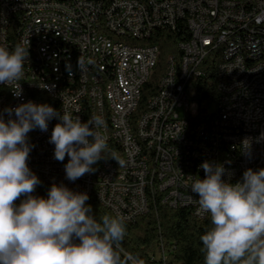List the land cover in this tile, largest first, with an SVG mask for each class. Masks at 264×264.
<instances>
[{
  "label": "built area",
  "instance_id": "1",
  "mask_svg": "<svg viewBox=\"0 0 264 264\" xmlns=\"http://www.w3.org/2000/svg\"><path fill=\"white\" fill-rule=\"evenodd\" d=\"M7 8L18 12L17 41L30 42V59L18 81L23 95L13 97L11 108L43 93L44 99L55 100L61 115L67 112L86 123L96 116L91 93H98L107 104L106 128L115 150L125 151V159L104 156L92 165L93 173L71 182L64 172L68 157L56 161L48 142L60 123L53 118L46 132L28 133L35 147L27 165L41 181L95 194L101 206L131 223L149 211L155 196L163 204L189 209L197 219L208 217L199 213L198 197L190 189L195 177L204 179L200 165L205 161L224 164L231 179L227 174L222 179L233 184L244 170H259L257 155L264 154V0H0L4 47ZM146 12H154V20H146ZM100 22L129 32L125 48H114V41L105 39ZM152 22L170 23L181 33L183 57H175L173 70L164 64L161 92L150 97L152 110L141 123H133L146 77L161 57L156 49L141 48V41H156L144 37ZM73 56H82L87 65L82 79H73ZM182 63H191V73L182 72ZM99 69L108 71L110 82L95 83ZM211 72L216 117H208V102L195 98L197 82ZM4 88L15 90V83L0 84V106ZM133 131H141V138H133ZM245 138L253 141L250 158L241 153ZM113 162H120V169H113ZM157 251L163 256L161 245Z\"/></svg>",
  "mask_w": 264,
  "mask_h": 264
},
{
  "label": "clouds",
  "instance_id": "2",
  "mask_svg": "<svg viewBox=\"0 0 264 264\" xmlns=\"http://www.w3.org/2000/svg\"><path fill=\"white\" fill-rule=\"evenodd\" d=\"M28 56V44L11 51L0 46V84L15 83L14 98L23 95L18 81ZM77 69L87 71L80 57ZM53 118L60 123L48 142L54 145L56 161L68 157L67 180L75 182L93 173L92 165L104 159L108 150L98 131L105 127L99 116L81 123L78 116L61 115L48 104L31 101L0 112V264H145L139 255L121 247L126 235L124 215H104L98 221L86 203L89 196L63 183H53L47 198L32 195L41 181L27 165L35 147L28 133L46 132ZM252 143L245 138L240 145L249 158ZM200 167L204 179L195 177L190 189L198 197L199 213L208 214L212 224L200 237L204 264H264V169L249 168L233 184L222 179L226 174L231 179L224 164L205 161ZM22 196L17 206L14 202Z\"/></svg>",
  "mask_w": 264,
  "mask_h": 264
},
{
  "label": "trees",
  "instance_id": "3",
  "mask_svg": "<svg viewBox=\"0 0 264 264\" xmlns=\"http://www.w3.org/2000/svg\"><path fill=\"white\" fill-rule=\"evenodd\" d=\"M159 43L160 60L148 83L142 90V101L136 115L145 112L148 99L156 94L158 82L163 76V67L170 55L180 57L181 33L171 29L154 33V38ZM156 41H146L155 43ZM202 84V86H200ZM214 72L208 73L207 78L197 82L198 100L208 102V107L215 105L211 102L216 97ZM205 110V109H204ZM196 120H191L193 124ZM108 152V150H107ZM104 156L105 153H104ZM51 184L41 181L32 193L33 196L47 198ZM22 196L14 203L18 206L23 200ZM92 207V213L99 221L104 215L114 216L107 208L101 206L92 194L86 201ZM212 227L210 216L205 219L195 218L189 209L174 208L163 204L158 197H153L149 211L139 216L134 222L126 223V235L121 245L125 252L139 255L145 264H204L203 247L200 237ZM79 243V241H75ZM161 245L163 256L158 254L157 248Z\"/></svg>",
  "mask_w": 264,
  "mask_h": 264
},
{
  "label": "bare ground",
  "instance_id": "4",
  "mask_svg": "<svg viewBox=\"0 0 264 264\" xmlns=\"http://www.w3.org/2000/svg\"><path fill=\"white\" fill-rule=\"evenodd\" d=\"M144 2H151V0H144ZM146 20H154V12H146ZM17 22H18V12H16V8H7V17L4 18V29H2V43L5 44V47L11 51L14 46L20 45L22 47H27L28 44V52L30 59V42L26 41V39H19L17 41L14 33L17 32ZM171 29L175 31L174 26L170 23H161V22H152L147 24V28L144 29V37L151 38V36L159 31ZM98 31L104 33L105 39L108 41H114V48H125V42L129 39V32H126L123 29H119L117 27H113L110 23L100 22L98 24ZM141 48H149L156 49V55H160V51L155 43H147L146 41H141ZM179 49L181 51L180 57H183V48H181V43L179 45ZM82 58V56H73V79H82V75L84 72H81L77 69V61L78 58ZM84 60V59H83ZM24 67H26V62ZM166 70H173L175 67V55H170L166 60ZM182 72L191 73V63H182ZM152 74H149L146 77V83H148ZM163 77V76H162ZM161 80V79H160ZM110 82V74L106 69H99V73L95 75V83L97 84H107ZM158 92H161V84L158 83ZM12 88H4V95L2 97V106H0V112L6 107H11V100H13ZM91 100H93V104L96 106V116L101 117L105 122V127L102 129H98L100 134L105 137L108 144V152H105L106 156L116 157L118 159H125V151L124 150H115V145H113V141L111 140V132L106 128V123H108V110L107 104H105V98L98 96V93H91ZM31 102L34 104H48L52 108L56 109L55 100H47L44 99L43 93H35L31 96ZM153 108V100L148 99L145 106V112L143 114H137V112L133 113V123H141V119L149 115L150 110ZM215 111L211 114L208 113V117H216L217 116V104L215 102L214 105ZM133 138H141V131H133ZM257 163H259V169H264V154L257 155ZM113 169H120V162H113ZM255 172V169H252ZM245 171V170H244ZM243 171V172H244ZM243 172H241V179ZM39 179V178H38ZM41 181V179H39ZM44 182V181H43ZM53 184V183H48Z\"/></svg>",
  "mask_w": 264,
  "mask_h": 264
},
{
  "label": "rangeland",
  "instance_id": "5",
  "mask_svg": "<svg viewBox=\"0 0 264 264\" xmlns=\"http://www.w3.org/2000/svg\"><path fill=\"white\" fill-rule=\"evenodd\" d=\"M141 45H143V44H141ZM214 111H215V108H214L213 105H211V106L208 107V113H209V114L213 113ZM178 113H179L181 116H184V112H183L182 110H179Z\"/></svg>",
  "mask_w": 264,
  "mask_h": 264
}]
</instances>
